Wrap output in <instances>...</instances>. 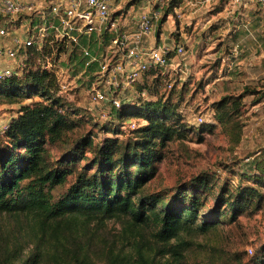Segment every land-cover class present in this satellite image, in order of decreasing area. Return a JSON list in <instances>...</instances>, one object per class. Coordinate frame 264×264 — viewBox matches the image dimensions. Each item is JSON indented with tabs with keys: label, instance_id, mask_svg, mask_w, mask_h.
<instances>
[{
	"label": "trees",
	"instance_id": "1",
	"mask_svg": "<svg viewBox=\"0 0 264 264\" xmlns=\"http://www.w3.org/2000/svg\"><path fill=\"white\" fill-rule=\"evenodd\" d=\"M24 51L20 74L0 78V104H17L0 131V216H6L0 222V264H99L96 253L102 264H184L186 250L199 245L195 235L215 229L221 217L237 221L262 199L248 185L221 188L208 205L212 187L202 174L171 192L151 190L162 149L184 138L187 129L175 108L159 100L129 99L111 108L98 126L114 136L99 143L90 130L69 140L77 112L65 101L55 73L37 66L41 51L33 46ZM217 109V118L228 121L224 102ZM132 116H141L143 124L134 125L133 140L121 144L120 121ZM56 144L65 149L53 158L48 148ZM259 171L253 180L264 187V166ZM73 174L65 191L55 195L52 189ZM111 220L120 224L117 245L98 235ZM241 263L264 264V254Z\"/></svg>",
	"mask_w": 264,
	"mask_h": 264
},
{
	"label": "rangeland",
	"instance_id": "2",
	"mask_svg": "<svg viewBox=\"0 0 264 264\" xmlns=\"http://www.w3.org/2000/svg\"><path fill=\"white\" fill-rule=\"evenodd\" d=\"M128 1L126 7L133 6L132 14L156 2ZM164 2H169L171 9L163 15L162 24L151 39L157 38L158 43L179 42L183 53L173 56L169 66L148 72L125 93L132 102L159 100L173 106L187 129L184 138L175 139L162 149L164 158L159 161L149 188L171 192L178 183L202 174L200 179L205 178L212 187L207 195L210 205L213 192L221 188L231 191L240 186H256L262 199L254 201L237 221L224 216L215 229L195 235L199 245L186 250L184 264H240L241 259L247 262L254 254H264V187L253 180L254 174H261L259 166H264V11L252 4H234L232 0ZM24 24L26 21L7 36L22 39ZM5 61L0 62V68ZM16 62L11 66H16ZM63 96L77 112L73 117L77 126L66 133L69 140L89 130L97 143L114 136L98 126L106 123L108 116H101L84 87L72 86ZM218 102H224L230 111L228 121L217 118L221 111L217 109ZM16 107L17 104H0V131ZM200 115L203 120L198 122ZM132 121L143 124L141 116L121 120L117 134L121 144L135 137L130 132ZM64 149L56 144L48 152L55 158ZM73 177L74 174L52 192H64ZM5 218L1 215L0 222ZM119 230L120 224L111 220L98 235L108 243L115 239L117 245ZM94 258L96 263H103L101 254L96 253Z\"/></svg>",
	"mask_w": 264,
	"mask_h": 264
},
{
	"label": "built area",
	"instance_id": "3",
	"mask_svg": "<svg viewBox=\"0 0 264 264\" xmlns=\"http://www.w3.org/2000/svg\"><path fill=\"white\" fill-rule=\"evenodd\" d=\"M116 1L0 0V62L19 59L16 66L0 68V78L20 74L24 50L33 46L41 51L37 66L55 73L60 92L84 87L101 116H108L107 105L120 107L129 100L125 92L146 71L169 66L172 57L184 50L176 41L145 44L146 37L162 24L164 0L137 9L131 17ZM232 1L264 11V0ZM129 17L135 26L132 30L126 24ZM24 21L22 39L7 36ZM202 120L201 115L197 117L198 122ZM134 125L132 121L130 126Z\"/></svg>",
	"mask_w": 264,
	"mask_h": 264
},
{
	"label": "crops",
	"instance_id": "4",
	"mask_svg": "<svg viewBox=\"0 0 264 264\" xmlns=\"http://www.w3.org/2000/svg\"><path fill=\"white\" fill-rule=\"evenodd\" d=\"M129 1L128 0H117L116 1V3H117V5L118 6H120V7H122L124 10L125 9H128V11H129V15H130V17L132 16V9H133V6L132 7H130V8H128V7H126V4L128 3ZM134 15V14H133ZM130 17H129V20L126 22V24H127V27H128V29L129 30H132V29H134V23H132V19H130ZM153 35H154V33H152L151 35H149V36H147L146 37V42H145V44H147V45H155V44H159L158 42H156V39L154 38H152L151 39V36L153 37ZM5 40H10L9 38H4ZM158 40V39H157ZM10 64H12V62H10ZM5 65H9V62H6V64H3V66H5Z\"/></svg>",
	"mask_w": 264,
	"mask_h": 264
}]
</instances>
